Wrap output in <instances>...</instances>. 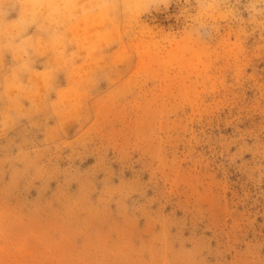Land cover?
Returning <instances> with one entry per match:
<instances>
[{"label":"rangeland","instance_id":"rangeland-1","mask_svg":"<svg viewBox=\"0 0 264 264\" xmlns=\"http://www.w3.org/2000/svg\"><path fill=\"white\" fill-rule=\"evenodd\" d=\"M0 264H264V0H0Z\"/></svg>","mask_w":264,"mask_h":264}]
</instances>
